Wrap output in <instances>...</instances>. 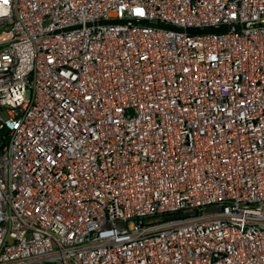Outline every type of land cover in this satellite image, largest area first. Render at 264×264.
I'll list each match as a JSON object with an SVG mask.
<instances>
[{
    "label": "built area",
    "instance_id": "built-area-1",
    "mask_svg": "<svg viewBox=\"0 0 264 264\" xmlns=\"http://www.w3.org/2000/svg\"><path fill=\"white\" fill-rule=\"evenodd\" d=\"M0 264H264V0H0Z\"/></svg>",
    "mask_w": 264,
    "mask_h": 264
},
{
    "label": "water",
    "instance_id": "water-1",
    "mask_svg": "<svg viewBox=\"0 0 264 264\" xmlns=\"http://www.w3.org/2000/svg\"><path fill=\"white\" fill-rule=\"evenodd\" d=\"M4 131L7 132L8 131V128H5Z\"/></svg>",
    "mask_w": 264,
    "mask_h": 264
}]
</instances>
